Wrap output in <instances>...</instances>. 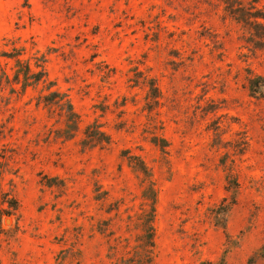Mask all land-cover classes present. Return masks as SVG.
I'll list each match as a JSON object with an SVG mask.
<instances>
[{
    "label": "rangeland",
    "instance_id": "374dc122",
    "mask_svg": "<svg viewBox=\"0 0 264 264\" xmlns=\"http://www.w3.org/2000/svg\"><path fill=\"white\" fill-rule=\"evenodd\" d=\"M0 264H264V0H0Z\"/></svg>",
    "mask_w": 264,
    "mask_h": 264
},
{
    "label": "trees",
    "instance_id": "16d2710c",
    "mask_svg": "<svg viewBox=\"0 0 264 264\" xmlns=\"http://www.w3.org/2000/svg\"><path fill=\"white\" fill-rule=\"evenodd\" d=\"M256 86H257V87H260V86H259V84H258V85H256ZM254 90H255V89H254Z\"/></svg>",
    "mask_w": 264,
    "mask_h": 264
}]
</instances>
